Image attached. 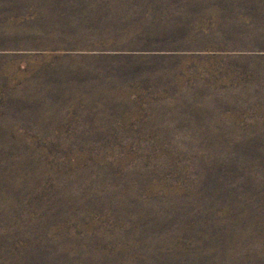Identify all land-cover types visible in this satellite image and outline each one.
<instances>
[{
    "label": "rangeland",
    "instance_id": "obj_1",
    "mask_svg": "<svg viewBox=\"0 0 264 264\" xmlns=\"http://www.w3.org/2000/svg\"><path fill=\"white\" fill-rule=\"evenodd\" d=\"M0 264H264V0H0Z\"/></svg>",
    "mask_w": 264,
    "mask_h": 264
}]
</instances>
